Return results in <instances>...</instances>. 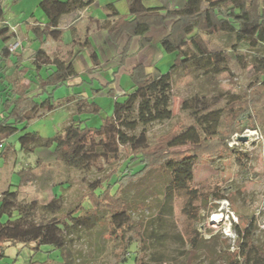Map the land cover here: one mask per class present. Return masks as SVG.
I'll return each mask as SVG.
<instances>
[{"label":"trees","instance_id":"trees-1","mask_svg":"<svg viewBox=\"0 0 264 264\" xmlns=\"http://www.w3.org/2000/svg\"><path fill=\"white\" fill-rule=\"evenodd\" d=\"M90 2L91 0H40L39 7L46 17V22L42 27H31L35 39L43 41L48 36L58 37L60 30L54 26L58 18L63 14L84 9ZM105 9L108 16L116 17V20L106 27L113 40L123 33L130 36L143 35L151 26H161L166 20H172L167 33L160 40V46L166 52L173 53L174 58L166 72H161L156 67L147 71L142 65L134 66L130 72L132 85L123 90L120 100L114 99L112 115L104 117L100 126H87L81 118H74L62 126L53 137L46 138L37 131L26 129L41 111H52L56 108L58 103L53 91L78 74L75 64L77 55L70 52L67 59L60 60V65L54 66L45 51L38 48L28 57L32 58L30 63H26L21 51L10 50L8 47V41L15 35V30L8 33L10 27L2 20L0 1V37L3 43L0 48V72L4 73L9 64L28 71L25 79L14 78L5 82V95L0 104V157L5 159L9 152L10 144L2 139L4 135H18L19 150L23 152L53 146L54 158L45 160L38 156L36 164L30 167L32 171L43 164L56 161L68 167L82 166L89 158L87 145L92 144L95 138L99 139L97 146L103 153L116 155L119 153V146L135 145L149 124L169 120L173 116L172 73L178 69L189 72L192 67L203 70L204 73L217 71L218 64L227 61L228 53L225 50L214 53L209 51L204 35L223 33L231 40L233 49L240 44L251 48H264V0H186L184 6L179 9L145 7L142 0H129V13L126 15L119 14L113 3L105 5ZM139 24L146 25L144 31L137 32ZM148 40L142 37L141 44ZM79 44L87 47L89 59L94 63L97 58L96 51L88 39ZM262 66L264 67V64ZM262 74L250 86L252 89L248 96L240 101L232 100L226 105L229 109L226 133L216 128L206 131L205 128L212 122L216 126L221 116L219 112L209 110L191 113L193 123L160 138L153 148L148 145L147 139H141L136 150L138 153H134L126 161L124 172L118 175L117 169L112 171L104 188L100 181L92 185L88 194L91 211L84 215H66L63 225V221L59 219L34 221L32 217L37 209L36 202H20L17 190L7 188L0 195V244L22 243L34 249L49 245L59 251L61 259L35 260L30 261V264H72V255L66 249L65 235L80 230L91 231L105 224L107 238L115 244L119 263L163 262L167 258L163 257L164 251L160 249L166 236L183 242L182 244H185V240L179 232L167 233L160 228L164 225L162 215L171 214L172 204L178 193L185 196L184 211L189 213L193 207L197 212L200 208L195 202L201 195L196 188L189 186L199 154L220 150L219 143L224 150L229 149L226 139L231 134L243 127L256 129V114L251 113V109L258 103L264 105V72ZM64 99V102L72 100L70 96ZM90 104L91 111L99 113L101 108L95 102ZM184 105L185 101L182 107ZM139 126L142 131L137 137L132 132ZM187 145L188 149H178ZM156 166L161 172L152 176V170ZM127 193H131V196ZM213 196L214 199L224 197L218 194ZM149 199L154 200V205L148 204ZM44 207L54 210L57 205L51 201ZM85 208L89 210L90 207ZM139 209H157L158 213L150 221L142 216L136 219L134 212ZM3 216H7V219L2 220ZM152 223L154 224L151 225ZM255 227L253 218L247 220L242 230L237 224L234 225L237 234L236 249L229 253L230 257L239 255L244 264L255 252L264 260V248L255 240ZM214 238L215 235L202 237L194 229L193 235L187 240L188 247L200 249L204 247V243ZM220 247L229 252V246L224 243ZM0 256H3L2 248ZM208 256L213 254L209 253Z\"/></svg>","mask_w":264,"mask_h":264},{"label":"rangeland","instance_id":"rangeland-1","mask_svg":"<svg viewBox=\"0 0 264 264\" xmlns=\"http://www.w3.org/2000/svg\"><path fill=\"white\" fill-rule=\"evenodd\" d=\"M119 5L121 6V4ZM9 6L12 10L16 8L29 9L33 6V2L32 0H21L19 3H12ZM11 12L13 11L8 9L6 13L8 15ZM25 38L26 31L23 32L21 39L25 44H28L29 40ZM203 38L209 51L214 53L225 50L228 53L227 61L220 62L217 71L210 70L204 73L203 70L192 67L189 72L178 69L172 73L171 109L173 116L169 120L149 124L142 138L140 136L142 127L139 126L132 132L137 137L140 136L138 142L143 138L147 139L148 145L153 148L160 138L193 123L190 114L197 111L214 110L219 112L221 116H219L218 124L215 126L212 122L205 129L210 131L216 128L220 132L226 133L229 111L226 105L232 100L240 101L248 96L252 89L250 87L252 83L263 75V47L251 48L240 44L236 49H233L231 40L220 32L204 35ZM161 53L163 57L159 59L156 66L161 72H166L174 54L166 51ZM55 62L59 63L60 61L56 58ZM17 74L20 75L21 71L17 73V71L11 70L2 76V81L8 82ZM129 78L130 76L127 75L121 78L120 84L126 89L130 87L131 78ZM70 89L64 85L55 88V97L59 94L66 95ZM89 92L92 91L89 90ZM114 92L113 95L107 93L95 95V100L101 105L99 113L91 111L89 102H85L86 99L69 103L62 100L58 102L52 113L42 111L39 114L41 118L32 120L26 130L37 131L42 137H53L62 126L67 125L74 118H81L84 120L83 124H87V126L98 127L102 124L104 117L112 115L114 98L121 99L119 92ZM183 101H185L184 107H182ZM251 113L256 114V129L243 127L231 134L226 139L229 149L224 150L219 143L220 150L199 154L189 186L199 191L201 198L195 204L200 205V208L197 212L193 207L189 213L184 211L185 196L179 193L176 195L171 214L162 215L164 225L160 228L166 230L167 233L179 232L185 240V244L166 236L165 243L160 250L164 251L165 256L163 257L169 260L165 258L166 260L158 261L157 264H243L239 255L233 258L229 256V253L236 249L237 234L234 231V225L237 224L242 230L247 220L252 218L256 225L254 229L256 243L264 248V105L258 103L254 109H251ZM17 137L18 135H4L2 139L13 146L14 143L18 145ZM98 141L99 139L95 138L92 144L87 145L89 158L79 167H68L56 161L43 164L33 171L30 170V167L36 164L35 154L45 160L54 158L53 146L38 147L35 152H22L18 146L19 161L16 158L15 152L17 151L14 149V153L10 152L3 168L5 178L7 179L11 173L12 164L13 167L15 166L14 173L19 174L20 179L17 180L18 177L14 175L15 184H12L10 189L17 190L18 201L36 202L37 209L33 212L32 217L34 221L47 222L51 219H59L63 221V225L67 218L66 215H84L91 211L92 208L88 205V194L92 185L100 181L104 188L110 173L117 169L118 175H120L125 171L124 165L129 157L138 153L136 151L138 142L132 146H119V153L111 155L102 152V149L97 146ZM188 147V145L181 146L178 149L185 150ZM17 161L19 168L23 165L25 168L17 170ZM159 170L160 168L156 166L151 175L160 173ZM214 194L224 195V197L214 199ZM127 195L130 197L131 193H127ZM51 201L57 205L54 210L44 207ZM148 204L154 205V200L149 199ZM87 206L90 207L89 210L85 208ZM157 213V209H145L144 211L139 209L134 212V216L136 219L142 216L150 221ZM6 219L7 216H3L2 220ZM101 225L91 231L80 230L65 235L66 249L72 255V264H123L117 260L114 242L107 238L105 230L107 225ZM194 229L202 237L208 238L215 235V238L204 243V247L200 249H191L188 247L187 240L193 235ZM223 243L229 246V252L221 249L220 245ZM1 248L3 256H0V264L13 262L30 264V261L35 260L58 261L61 259L59 251L52 249L49 245H42L39 249H34L30 245L22 243H1ZM209 253H212L213 256H208ZM262 262L264 260L254 252L244 264H262ZM126 264H130V262Z\"/></svg>","mask_w":264,"mask_h":264},{"label":"crops","instance_id":"crops-1","mask_svg":"<svg viewBox=\"0 0 264 264\" xmlns=\"http://www.w3.org/2000/svg\"><path fill=\"white\" fill-rule=\"evenodd\" d=\"M0 1L3 11L2 20L6 21L9 27H14L15 30V35L11 37L8 44L15 42L17 39L20 41V45L17 46L15 51H21L23 53L26 63H30L32 58L28 57L38 48L45 51L52 60V65L54 66L60 65V62H55L56 58L59 59V61L65 60L70 55V52L77 55L75 64L78 74L67 79L63 84L67 88H71L69 93L66 95L59 94L55 97L56 93L53 91L56 103L62 100L66 101L64 98L70 96L72 99L70 102L86 99L85 102H89L90 106L91 102H95L101 108V105L95 100V95L97 96L100 93L113 95L115 93L114 91H118L119 94H121L123 90L129 89L130 87L127 89L124 88L120 82L124 75L130 76V72L134 66L142 65L147 71L154 70L155 67L159 69L156 65L159 59L163 57L161 52H165L160 46V40L167 33L172 21L166 20L161 26H151L143 35L135 34L130 36L127 33H123L119 38L113 40L110 38L106 27L114 22L116 17L108 16L105 5L113 3L119 14L126 15L129 13V0H91L90 4L84 9L63 14L58 18L54 25L60 30L58 37L53 38L48 36L43 41H39L35 39L34 34L31 32V27L33 25L42 27L46 22V17L39 7L40 0H32L33 6L29 9L16 8L15 10H12L9 5L12 3L17 4L21 0ZM185 2L186 0H142L145 7L163 6L167 9L182 8ZM119 4H121V6ZM8 9L13 12L7 15L6 12ZM161 12L163 13L164 10H161ZM10 15H12V17H10ZM145 27V24H139L137 26V32L144 31ZM11 28H9L8 33L11 32ZM25 31V39L29 40L28 44H25L23 39H21ZM142 37H146L149 40L141 44ZM85 39H88L91 46L96 51L97 58L94 63L89 59L87 47L79 44ZM0 43L1 48L3 45L1 37ZM49 46H51V48H49ZM11 70L17 71V73L21 71L20 75L17 74V76L13 77L11 80L14 78L25 79L28 74V71L25 72V70L13 64H9V68L4 73L0 72V103L5 95V81H2L3 79L1 77L11 72ZM131 85L132 82L130 81L129 86ZM89 90L92 92H89ZM107 90L108 92H106ZM54 110L49 111V113H52ZM40 113H42V111ZM37 118H41V116L38 115L32 120ZM10 146L7 157L10 156V152L13 151L14 153V149L16 151L18 150V145H16V143ZM33 152H35V150ZM15 153L18 160V151ZM35 155L38 157L37 154ZM7 157L5 159L0 157V195L7 188H11L12 184H15L13 180L14 175L18 177L17 180L20 179L19 174L17 175L16 172L14 173L15 166L13 167L12 164L11 173L7 179L5 178V170L3 168L5 167V162L8 160ZM18 161L16 163L17 170L25 168L24 165L19 168Z\"/></svg>","mask_w":264,"mask_h":264},{"label":"built area","instance_id":"built-area-1","mask_svg":"<svg viewBox=\"0 0 264 264\" xmlns=\"http://www.w3.org/2000/svg\"><path fill=\"white\" fill-rule=\"evenodd\" d=\"M4 22H6V21H4ZM12 29H14V28L12 27ZM19 45H20V41L17 39L15 42L9 44L8 47L10 50H15L17 48V46H19Z\"/></svg>","mask_w":264,"mask_h":264}]
</instances>
